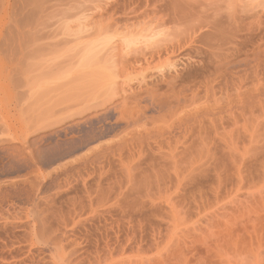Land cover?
Wrapping results in <instances>:
<instances>
[{
  "label": "rangeland",
  "instance_id": "1",
  "mask_svg": "<svg viewBox=\"0 0 264 264\" xmlns=\"http://www.w3.org/2000/svg\"><path fill=\"white\" fill-rule=\"evenodd\" d=\"M0 264H264V0H0Z\"/></svg>",
  "mask_w": 264,
  "mask_h": 264
},
{
  "label": "bare ground",
  "instance_id": "2",
  "mask_svg": "<svg viewBox=\"0 0 264 264\" xmlns=\"http://www.w3.org/2000/svg\"><path fill=\"white\" fill-rule=\"evenodd\" d=\"M131 40H132V39H131ZM131 40H125V39H124V41L127 42L126 46H127V47L129 46V48L132 47L133 44H136L135 42H138V41H135V40H134V41H131ZM132 43H133V44H132ZM140 43H141V42H140ZM131 44H132V45H131ZM141 48H142V47H141ZM132 49H133V48H132ZM136 49H137V48H134L135 51H136ZM129 52H130V51H129ZM173 92H174V90H172V93H173ZM174 94H176V92H174Z\"/></svg>",
  "mask_w": 264,
  "mask_h": 264
}]
</instances>
